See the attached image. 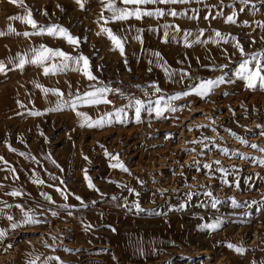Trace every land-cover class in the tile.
Instances as JSON below:
<instances>
[{"label": "rangeland", "instance_id": "rangeland-1", "mask_svg": "<svg viewBox=\"0 0 264 264\" xmlns=\"http://www.w3.org/2000/svg\"><path fill=\"white\" fill-rule=\"evenodd\" d=\"M235 2L236 0H224L226 5ZM26 3L39 24L61 25L73 36L79 37L80 44L74 50L66 40L47 35L29 38L15 35L0 37V60L6 63L8 58L15 57L17 53L24 55L27 52L31 55V48L45 44L73 55L79 52L89 57L95 75L102 81L109 75L122 76L134 70H147L151 67L153 82L164 93L174 94L184 90V85L170 81L163 69L156 67L155 63L149 64L150 59L155 61L151 56L153 51H159L172 70L179 72L187 69L193 77L202 79L221 74L202 65L212 62L228 63L225 48L232 61L238 60V54L232 55L234 50L230 45L218 47L209 43L184 47L182 41L179 44L173 41L162 42V29L155 32L148 30L150 26L157 28L165 22L176 23L183 29L193 31L207 29L209 21L203 19L207 12L204 4H218L219 0L168 6L175 7L178 11H189V15L192 14L190 9L200 8L199 21L166 16L159 20L146 17L139 21L132 19L123 23L110 22L106 26L126 38L124 56L114 48L105 34H96L100 29V24L97 23L102 10L100 0H84L83 9L75 0H26ZM45 11L47 15H43ZM230 11L231 9L224 8L225 15L230 14ZM22 12L21 8L9 4L7 0H0V30H6L7 24L12 23L18 31H31L29 26L19 21L7 20L8 16ZM212 12L215 14L216 9H212ZM104 15L108 16L109 13L105 12ZM245 19L250 22L264 21V9L254 16L240 14L237 25L225 24L222 18L211 20V28L237 36L248 52L264 49V41L260 39L264 31H252V28L243 27L241 21ZM128 25L132 26L131 30L121 33L120 30ZM136 28L143 29L140 33L143 43L134 38L137 34ZM207 37L206 32L202 39ZM252 37H255L256 44H251ZM229 67L234 68L235 65L230 64ZM33 80L45 87L61 89H66V81L81 88L87 83L77 72L44 76L42 69L34 65H26L24 70L14 68L7 74H0V156L8 160L19 175V180L14 181L11 173L0 171V183L5 185L0 189V200L13 205L4 211L17 220L23 215L15 207L17 203L22 204L25 210L34 209L37 214L41 211L37 204H42L45 209L60 211L59 217H52L50 211L39 216L48 223L23 225L14 231L10 229L11 222L0 214V228L8 230L9 233L4 243L13 244V248L7 253H3L0 246V264H25L28 253L59 256L64 264H253L254 261L264 264V202L253 204L250 208L233 209L228 199L234 197L238 201L249 203L253 200L264 201V179L260 178L264 177V167L234 156L231 151L225 156L215 148L211 151L205 150L204 156L196 157L202 146L186 145L187 141L203 136L216 137L218 132L223 137L222 140H217L221 146L250 156L264 155L240 144L224 130L231 129L250 143L264 146V137L259 136V129L256 128L257 124H264V91H249L242 81L237 80L234 84L221 85L205 99L190 95L175 101L178 111L166 113L168 119H156L142 113L143 122L139 124L130 121L124 125L117 123L101 129L81 127V121L71 110L45 112L46 108L54 106L56 97L51 94L45 97L33 86ZM185 83L190 84L192 81L186 80ZM147 90L149 95L142 99L146 102L149 99L155 100L157 96L152 95V89ZM225 91L229 95H223ZM20 104L25 107H20ZM109 108L110 106L101 105L99 108L82 107L80 110L87 111L95 118ZM35 110L45 114H29ZM212 120H215L214 124ZM199 125L209 127L202 128ZM212 128H216L217 132H213ZM245 128L252 129L256 134L246 132ZM8 145L16 148L17 152L9 151ZM185 147L195 148L196 152H185ZM105 149L114 155L118 154L130 169L131 175L110 168L109 158L104 154ZM19 152L28 153L29 156L22 157L18 155ZM33 156L39 163L31 159ZM85 156L88 157L87 160L84 159ZM194 157L201 164L218 159L230 172L238 171L240 189L222 184L220 173L205 169L196 171L195 167H189ZM0 167L4 166L0 164ZM85 170L99 192L88 188L84 179ZM181 172L184 173L183 177ZM256 173H260V177ZM49 174L64 180L65 184L60 185L59 179L52 180ZM6 175L9 177L7 180L4 179ZM249 175L253 177L252 180H247ZM37 176L45 180V185L32 182ZM136 178L142 180L143 184L138 183ZM228 179L231 181L233 176ZM48 184L66 188L81 196L88 207H82L74 196H69L67 201L63 200L55 187L50 188ZM253 184L255 187L250 189L249 185ZM118 185L134 188L140 193L139 197ZM14 188L21 189L26 195L12 197L4 194ZM162 189L167 190L163 195L157 191ZM207 190H211L213 196L222 201L217 209L210 207L212 198L204 195ZM42 192L51 195L56 204L44 201ZM188 192L198 195L193 196L189 207L181 210L179 205L185 202V194ZM113 196L118 199L112 200ZM125 199L129 205L138 200L146 211L137 213L135 209L129 211L119 206ZM92 201L96 203L92 204ZM201 202L208 207H198ZM64 203L75 207L68 210L57 209V205ZM67 211H72L73 215L68 216ZM155 212L163 214L156 215ZM200 217L204 219L201 220ZM218 217L226 220L220 229H199V225L212 223ZM87 225L92 227L85 231ZM112 228L116 231L113 232ZM52 235L62 237V246H57L61 245L60 239L53 242ZM43 240L53 247H45L41 242ZM228 242L242 244L247 251L243 255L237 254L226 247ZM65 249L73 251L68 252Z\"/></svg>", "mask_w": 264, "mask_h": 264}, {"label": "snow or ice", "instance_id": "snow-or-ice-1", "mask_svg": "<svg viewBox=\"0 0 264 264\" xmlns=\"http://www.w3.org/2000/svg\"><path fill=\"white\" fill-rule=\"evenodd\" d=\"M9 4L17 6L23 10L22 14L8 16V21H19L20 23L29 26L31 31H18L16 27L13 26L12 23H8L6 26V30H0V37H5L8 35L22 36L25 38H29L32 36L39 35H47L49 37H58L66 40V42L73 46L74 50L79 47L80 38L73 36L67 28H64L61 25L57 24H49L47 26L41 25L34 18L32 9L27 5L26 0H7ZM75 3L83 9L85 7L84 0H75ZM102 5V10L99 14L97 23L100 24V29L96 33L98 36L101 34H105L108 39L111 41L112 45L115 49H118L121 56L125 54V43L126 38L122 35H117L113 32L112 28L107 27L110 22H126L132 19L135 20H143L144 18H155L157 20L163 17H181L187 18L193 21H199L200 17V8L190 9L191 15H189V11L180 10L178 11L175 5H191L202 4L204 0H100ZM159 5H164L165 7H159ZM152 6V7H149ZM59 7V5H57ZM205 9L207 10L206 14L203 16L205 21H209V27L199 28L196 31L191 29H183L179 24L165 22L162 25H158L157 28L149 27V31H157L158 29H162V36L164 43H168L170 41L181 43L183 42L184 47H192L193 45L200 44H215L218 47L221 45H230L233 48L232 55L238 54V60L232 61L231 57L227 54V49H224V53L226 58L228 59V63L225 64H216L212 62L208 65H202V67L209 69L210 71L216 72L219 71L221 74L219 76H215L214 78L202 79L198 77H193L191 73L187 69H181L179 72L172 70L168 65L167 61L164 59L162 54L159 51H153L151 56L155 58V61L152 59L149 60V64L155 63V66L163 69L166 73L168 79L174 83H179L184 85V90L174 93V94H166L164 90L155 82H152L148 85V88L152 89V95H156L157 98L155 100L149 99L147 102L143 99L137 98L134 95L126 94L122 89L115 88L100 80V78L95 75L90 58L83 55L82 53H77L76 55L70 54L68 52L63 51L60 48H52L45 44H40L38 47H34L30 49L31 55L27 52L24 55H20L17 53L15 57L8 58L7 63L4 60H0V74H7L9 71H12L14 68H18L20 70H24L26 65H34L40 69H42V74L44 76L49 75H57L60 73H65L68 71L77 72L82 75L87 81L86 85L83 88L75 86L72 82L66 81V89H61L59 87H45L43 84L36 82L35 80L31 81L33 86L39 89L45 97L49 94L56 97V101L54 106L48 107L45 109V112H57L63 111L65 109L71 110L75 113V115L81 121V127L88 128H104L105 126H111L113 124H127L130 121L135 122L137 124L143 122L142 121V113H146L148 116H154L156 119H168L169 117L165 115L166 113H175L178 111V106L174 103L182 98H186L190 95H195L201 99H205L211 93H213L217 88H220L221 85L226 84H234L237 80L242 81L244 83V87L249 91H264V49L255 50L252 52H248L245 49L244 44L238 39L237 36L232 35L231 33H224L217 29L211 28V20H216L217 18H222L225 24L237 25L238 18L240 14H251L255 15L257 12H261V9H264V0H236L233 4H225L224 0H219L218 4L208 5L204 4ZM231 9L230 14L225 15L224 8ZM212 9H216L215 14H213ZM109 13L108 16H105L104 13ZM48 13L45 11L43 15H47ZM103 21L101 24L100 22ZM241 24L245 28H252V31H256V29H260L264 31V21L262 20H252L251 22L248 19L241 21ZM253 25L255 27H253ZM132 26L128 25L127 28H122L121 33L131 30ZM136 36L134 37L140 43H143L142 37L140 33L143 29L136 28ZM208 33V37H205V33ZM251 36V33H248ZM260 39L264 41V35L260 36ZM257 41L255 37L251 38V44H256ZM127 63V61H125ZM183 63V61H181ZM234 64V68H230L229 65ZM12 65L13 67H9ZM227 69V71H225ZM130 70V69H129ZM149 72L152 71V68L149 67L147 69ZM179 77L178 79H174V77ZM186 80H191L192 83H185ZM139 88L140 85H137ZM111 94V96L109 95ZM223 95H229L228 92H223ZM144 95L148 96L149 92L147 89H144ZM119 96L122 97L126 102L121 106H117L115 103L114 97ZM31 102V101H30ZM20 103L19 101L17 102ZM110 106L109 110L103 111L99 113L95 118L90 116L87 111L80 110L82 107H96L99 106ZM20 107H25V105L20 104ZM243 107V105H242ZM229 111H233L229 108ZM45 112H41L40 110L30 111L29 114L32 116H41L45 114ZM129 113L132 115L130 116ZM233 115L235 112L233 111ZM212 123H215V120H212ZM198 127L207 128L209 125H199ZM256 128L259 129V136L264 137V124H257ZM191 130V129H189ZM229 132L240 144L250 147L251 149L264 154V146H261L257 143H250L248 139L238 135L236 132L231 129H224ZM213 132H217L216 128H212ZM246 132L253 133V130L250 128H245ZM223 137L219 136L217 132L216 137L203 136L200 139H195L191 141H187V144L192 145H201V150L196 153V157H201L205 155V150L211 151L213 148L218 149L225 156L229 154L231 151L232 155L238 156L241 159L258 164L261 167H264V155L260 157L250 156L247 153L239 152L238 150H231L228 147H223L217 140H222ZM23 143V141H21ZM101 148H104L103 145H100ZM9 151L16 153L17 149L8 145ZM185 152H196L195 148H184ZM104 154L109 158V167L112 169H119L122 172L128 173L131 175V171L124 162L120 159L119 155L112 154L104 150ZM18 155L22 157L29 156L28 153L19 152ZM196 157L193 158L192 164L189 167H195L196 171H200L201 169L208 170L212 173H220L221 183L227 185L229 187H234L236 189H240L241 181L238 178L239 172H230V170L224 167L220 160H213L211 162H205L201 164V161ZM32 160L36 161V158L31 157ZM85 160L88 159L87 156L84 157ZM39 163V161H36ZM55 164L56 162L53 161ZM0 164L4 167H0V171H7L12 174V179L14 181L19 180V175L17 174V169L13 167L8 160H6L3 156H0ZM58 168L60 167L58 164L56 165ZM63 171V169H61ZM51 176V174H49ZM180 175L183 177L184 173L181 172ZM257 177H260V173L255 174ZM233 176V179L229 181L228 177ZM212 178L211 176L209 177ZM252 176L249 175L247 180H252ZM264 179V177H260ZM5 180L9 179L6 175L4 177ZM52 180L59 179L56 176H51ZM84 179L87 181V186L89 189L99 192V189L96 188L92 179L87 175V170H85ZM137 182L143 184L142 180L136 178ZM195 179V177H193ZM34 184L45 185V180L40 179L39 176L36 177L32 181ZM110 183H116L115 181H109ZM59 184L64 185L65 181L59 179ZM48 187H55V191H57L63 200L67 201L69 196H74L75 200L80 202V205L84 208L88 207L82 197L79 195H75L71 193L66 188H62L59 186H55L53 184H48ZM120 187L127 188V185H118ZM5 185L0 183V189L4 188ZM255 185H249V188H253ZM128 192L133 193L137 197H139L140 193L136 192L134 188H127ZM161 195L166 189L157 190ZM5 195L12 197H23L26 195L21 189H12L10 192H5ZM103 196L104 194L101 193ZM198 195V193L188 192L185 194L186 200L184 203L179 205L181 210L190 206V202L192 201L193 196ZM204 195L212 198L210 207L212 209H217V205L221 204L222 201L215 198L213 196V192L211 190H207L204 192ZM41 196L44 201H47L49 204H56V201L53 200L52 196L46 192H42ZM112 200H117L118 197H111ZM231 203V207L233 209H241L245 207H251L253 204L259 205L264 201H251V203L244 201H238L234 197L228 198ZM96 201H92V204H95ZM0 214H3L6 219L11 222L10 229L16 230L17 228L23 225H39L48 223L46 219H40L39 216H43L45 211H50L52 217H59L60 211L56 209H45L42 204H37V208L41 209L40 213L34 209L25 210L22 204H15V207L20 209L22 212V218L17 220L13 215H10L4 211V209H10L13 207L12 204L7 203L6 201L0 200ZM122 207L127 208L129 211L135 209L137 213L145 212L146 210L141 207L140 202L133 201L131 205H129L128 201L125 199ZM201 208L208 207L207 204L201 202L197 205ZM74 205H70L68 203L57 205V209L68 210L70 208H74ZM156 215H161L163 213L155 212ZM248 214V213H245ZM68 216H72V211H67ZM203 220V217H200ZM226 223L225 219L216 218L212 223H203L199 225L200 230H211L216 231L220 229ZM92 225H87L85 227V231L91 228ZM110 227V226H108ZM113 232L116 231L115 228L111 229ZM8 230L4 228H0V246H2L3 253H7L10 249L13 248L12 243H4L6 237L8 236ZM51 239L53 242L58 239L61 240L62 246V237H57L56 235H52ZM42 244L47 248H52L53 246L48 244L46 240L41 241ZM174 243V242H173ZM226 247L230 250H233L237 254L243 255L247 249L241 245L233 244L228 242ZM65 251L71 252L72 249H65ZM78 251V250H77ZM53 262H58V264H64L62 260H60L59 256L54 255H44L42 253L32 254L28 253L27 258L25 260V264H53ZM253 264H257V262H253Z\"/></svg>", "mask_w": 264, "mask_h": 264}, {"label": "built area", "instance_id": "built-area-1", "mask_svg": "<svg viewBox=\"0 0 264 264\" xmlns=\"http://www.w3.org/2000/svg\"><path fill=\"white\" fill-rule=\"evenodd\" d=\"M104 82L112 87L122 89L126 94L142 99L145 96L144 89H147L148 85L153 82V75L147 70H134L122 76L109 75ZM137 85L140 87L138 88ZM109 95L111 96V94ZM114 99L117 106L126 102L119 96L114 97Z\"/></svg>", "mask_w": 264, "mask_h": 264}, {"label": "bare ground", "instance_id": "bare-ground-1", "mask_svg": "<svg viewBox=\"0 0 264 264\" xmlns=\"http://www.w3.org/2000/svg\"><path fill=\"white\" fill-rule=\"evenodd\" d=\"M208 121V120H207ZM206 124V123H205ZM184 132V131H183ZM171 190V189H170ZM174 190V189H173Z\"/></svg>", "mask_w": 264, "mask_h": 264}]
</instances>
